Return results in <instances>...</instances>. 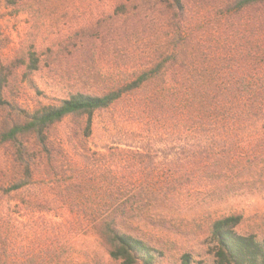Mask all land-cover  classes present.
Returning <instances> with one entry per match:
<instances>
[{
    "label": "trees",
    "instance_id": "obj_1",
    "mask_svg": "<svg viewBox=\"0 0 264 264\" xmlns=\"http://www.w3.org/2000/svg\"><path fill=\"white\" fill-rule=\"evenodd\" d=\"M172 4L181 14L185 12L181 0H172ZM233 5L237 12L264 5V0H235ZM227 11L220 28L225 36L232 27L230 6ZM167 25L170 33L165 42L148 50L126 80L98 90H79L0 132V146L12 147L24 176L6 188L0 186V264L60 260L64 249L60 240L65 235L60 232L65 233V227L46 222L43 214L60 205H72L69 193L78 186L102 190L101 201L96 210L74 214L70 230L78 222L85 223L115 264H154L163 252L129 229L131 221L142 215L145 202L152 205L159 199L168 207H177L184 197L213 192L219 177L245 162V144L264 128V73L259 72L264 56L250 47L236 48L227 40L222 44L206 36L200 40L188 28L183 30L187 26L180 22ZM119 105L118 124L124 128L117 133V145L135 152L121 160L111 152L100 159L84 157L75 186L57 185L59 194L53 199L41 193L42 185L34 179L38 165L29 160L25 139L34 138L50 160L55 125L67 118L77 119L78 137H90L95 117ZM256 148L251 147L255 157ZM160 156L165 164L157 162ZM117 166L121 174L128 170L145 179L121 180L112 172ZM97 172H102L100 178H96ZM159 172L167 178L149 179ZM24 189L29 194H22ZM12 201L39 216L28 222L19 220L11 210ZM240 223L241 216L235 214L209 223L208 264H264V237L239 233ZM179 264L204 263L184 253Z\"/></svg>",
    "mask_w": 264,
    "mask_h": 264
},
{
    "label": "rangeland",
    "instance_id": "obj_2",
    "mask_svg": "<svg viewBox=\"0 0 264 264\" xmlns=\"http://www.w3.org/2000/svg\"><path fill=\"white\" fill-rule=\"evenodd\" d=\"M234 1L181 0L186 8L181 14L173 9L172 0H0V132L79 90H98L126 80L148 50L165 42L170 22L186 24L183 30L188 28L200 40L204 36L218 44L227 40L236 48L250 47L264 56V5L235 12ZM227 6L232 27L225 36L220 28L226 22L221 20ZM259 68L264 73V62ZM120 107L96 116L90 137H78L77 119L67 118L55 125L50 160L34 138L25 139L29 160L38 165L34 179L42 185L41 193L53 199L59 194L57 185L75 186L84 157L100 159L111 152L121 160L135 152L117 145V133L124 128L118 124ZM250 137L252 141L244 148L245 162L219 177L213 192L184 197L177 207H168L159 199L152 205L145 202L142 215L131 221L129 229L163 252L154 264H179L184 253L208 264L209 223L225 215L241 216L239 233L264 237V128ZM255 146L257 157L251 152ZM157 162L166 161L160 156ZM19 164L11 146H0V186L24 180ZM119 168L112 172L121 180L145 179L128 170L121 174ZM101 176L97 172L96 178ZM148 177L167 178L161 172ZM78 188L69 193L72 205H60L43 214L46 222L65 227V233L60 232L65 234L60 240L64 249L60 260L56 257L52 264H115L85 223L78 222L70 230L74 214L96 210L101 201L102 190ZM28 192L24 189L22 194ZM16 202L10 207L19 220L28 222L39 216Z\"/></svg>",
    "mask_w": 264,
    "mask_h": 264
}]
</instances>
